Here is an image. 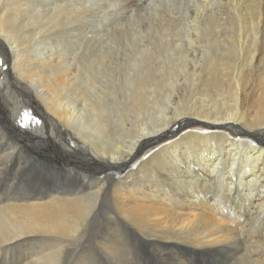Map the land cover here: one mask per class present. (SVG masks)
<instances>
[{
    "label": "bare ground",
    "instance_id": "bare-ground-1",
    "mask_svg": "<svg viewBox=\"0 0 264 264\" xmlns=\"http://www.w3.org/2000/svg\"><path fill=\"white\" fill-rule=\"evenodd\" d=\"M189 1L124 43L100 0H0V109L27 118L0 115L2 264H264V0H196L186 25Z\"/></svg>",
    "mask_w": 264,
    "mask_h": 264
},
{
    "label": "rangeland",
    "instance_id": "rangeland-1",
    "mask_svg": "<svg viewBox=\"0 0 264 264\" xmlns=\"http://www.w3.org/2000/svg\"><path fill=\"white\" fill-rule=\"evenodd\" d=\"M158 1L157 0H155V1L154 0H100V3H103L104 5L109 7V9L107 8V10H109L111 12H116L117 11L119 13V15H120V16L119 15L118 16L121 19V22H123V23L126 22V25L121 27L120 29H118L117 32H118V37H120V35H121L122 42L130 43L133 40H135L134 37L136 35H135V33H133L135 30H137V31L138 30H146L147 28L159 26L163 22V18L161 16V14H164V16L166 18H171V17L177 16L178 14L183 12V5H179L178 2H177V1L182 2L183 0H160L159 2ZM161 1H163V2H161ZM153 2L155 4H159V3L160 4L166 3V4L162 8H160V10L157 11L156 13H154V12H151L149 14L148 13H144V12H142V13L140 12L139 14L137 13L138 10L147 9V7L149 8L151 5H153L152 4ZM146 3L148 5H146ZM133 4H136V5H133ZM112 6H114V7H112ZM196 6H197L196 0H190L186 4V9H184V21H185L186 25L187 24L190 25L189 22L192 20V18L195 15L196 11H198ZM110 7L112 9H110ZM123 17H124L125 21H124V19L122 20ZM105 24H107V21H106ZM99 28L103 29L102 26H99ZM178 31L182 34V41L183 42H187L190 39V33L187 32V31H189V28L187 29L186 32H185V29L184 30H178ZM118 37H116L115 35H111L112 40L110 41L109 45L113 46L115 44V42L120 41ZM179 43H181V42L178 41V44ZM113 52H116V54L118 55V57L120 59V62H125L126 61L127 54H124L123 50L113 51ZM182 65H183V63H181V67L178 68V70H180L182 68ZM127 66L129 67V61H128V65ZM188 67H190V66L188 65ZM113 97L106 98V100H105L106 103L105 104L111 102ZM157 99H158V103H159V108L158 109H155L153 111H148V113H144L142 117H139L138 119H134V121H128L127 122V126L129 127L130 125H137V127L139 129L146 122H149L152 119H154L155 117L159 116L163 111L167 112V111L171 110V105H170L171 102H170V100L165 99L164 97H157ZM0 104L2 106H4V99H3L1 94H0ZM123 106L124 105H123V102H122V93L118 92L116 101L113 104H109L110 119H115L121 112H123ZM3 114H6V116L5 117L1 116V121H3L4 125L6 126L8 131H10V132L13 131L11 126H10L11 122L17 121L18 125L21 126V125H25V123L22 122V121H27V118L26 119H19L18 117L16 118L10 112L8 113V111H7L6 113H4L3 110L0 109V115H3ZM91 116H92V113H91L90 110H84L81 113V117L83 119H88ZM143 118H146V119L143 120ZM34 119H36V118H34ZM192 126H197V127L201 128L202 131H206L207 130V129L204 128L205 127L204 123L195 122V121L191 122L189 127H188V125L183 126L181 128V130H176L171 136H168L167 138L161 140L159 143H157L153 147L147 148V149H145L143 151L136 152L133 155L132 159L130 160L131 162L132 161H134V162H132V164H130L129 167H131V168L135 167L141 160L145 159L150 153H152V151L155 148H158L159 146H163V145H166V146L170 145L171 141L176 139V137H179L182 133L193 129ZM222 131L225 132V130H222ZM228 133H230V131H228ZM36 135H38L39 137L45 138V136H43V133L40 132V131H37ZM239 137H241V136H238V137H235V138L238 139ZM20 142H21V144H24L23 147H25L26 149L32 151L30 149V147H29L27 142H25L23 139H20ZM42 150H43V152H36L37 153L36 155L39 158L42 157L41 159H43L46 162L45 165H47V159L49 157L54 161V159L48 153V148L47 147L42 146ZM69 159L72 162L77 161V158H74V157H70ZM82 170L86 171V172L95 173V168H93L92 166L83 167ZM247 209H249V207H247ZM90 250H92L91 254H95V253L97 254L98 252L100 253V249L97 251V247L91 248ZM100 255H102V253H100ZM147 257L148 256L145 253H143V252H133L131 254V259L133 258V260L132 261L130 260V262H133L135 264H151V263L147 262V260H146ZM0 264H2L1 260H0ZM107 264H116V263L113 262V260H111L109 258ZM117 264H122V261L119 260V263H117Z\"/></svg>",
    "mask_w": 264,
    "mask_h": 264
}]
</instances>
